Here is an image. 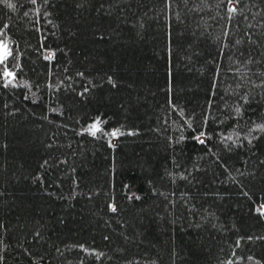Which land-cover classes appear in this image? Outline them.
Segmentation results:
<instances>
[{"label":"trees","instance_id":"16d2710c","mask_svg":"<svg viewBox=\"0 0 264 264\" xmlns=\"http://www.w3.org/2000/svg\"><path fill=\"white\" fill-rule=\"evenodd\" d=\"M0 264H264V0H0Z\"/></svg>","mask_w":264,"mask_h":264},{"label":"snow or ice","instance_id":"6c2138e0","mask_svg":"<svg viewBox=\"0 0 264 264\" xmlns=\"http://www.w3.org/2000/svg\"><path fill=\"white\" fill-rule=\"evenodd\" d=\"M230 11H235V9H230ZM49 58H50V57H49ZM96 131H99V128H98L97 125L94 124V125L92 126V133L95 134ZM113 135H116V133H113ZM113 210H115V209H113Z\"/></svg>","mask_w":264,"mask_h":264}]
</instances>
